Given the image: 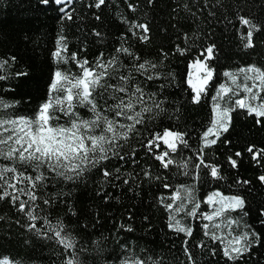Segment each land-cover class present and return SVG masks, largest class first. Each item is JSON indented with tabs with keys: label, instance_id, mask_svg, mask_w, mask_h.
Wrapping results in <instances>:
<instances>
[{
	"label": "trees",
	"instance_id": "16d2710c",
	"mask_svg": "<svg viewBox=\"0 0 264 264\" xmlns=\"http://www.w3.org/2000/svg\"><path fill=\"white\" fill-rule=\"evenodd\" d=\"M129 3L136 6L134 12L128 8ZM93 4L94 0H65L60 5L55 0H48L47 4L42 0H0V60L9 61L0 72L7 77L0 80V96L19 102L15 114L31 116L46 98L56 67L52 52L61 30L69 50L89 60L101 52L112 55L121 45L122 35L126 41L123 46L131 47L141 60L160 61L163 50L168 53L163 69L174 73L175 80L162 93L167 97L165 111L146 125L137 126L139 137L134 136L121 150L127 154L124 160L112 159L86 173L75 184L58 183L54 189H48L67 193L49 210L51 217L62 218L76 236L78 250L83 248L80 252L83 264H119L122 256L145 254L162 259V264H191L183 250L186 237L168 227L169 214L160 197L167 198L173 189H165L164 183L173 188L180 184L192 186L196 200L201 202L214 191L225 196L239 195L245 200L243 208L228 214L237 223L218 234L254 231L258 240L235 264H264V183L258 179L264 175V157L253 160L252 153L247 151L249 147L254 151L264 149V124L258 125L246 110L236 109L231 113L229 130L220 135L215 145L204 148L201 139L210 126L212 97L217 86L227 80L222 73L253 63L264 66V30L255 34L254 48H245L241 37L247 29L238 19L245 16L264 26V0H153L151 5L148 0H127V3L107 0L100 9L90 7ZM61 8L71 11L73 19L62 20ZM97 15L99 20L95 18ZM125 18L147 23L149 40L141 42L132 35L123 22ZM95 32L101 35L98 37ZM185 33L192 38L188 43L193 46L190 52L180 55L175 49L177 45L187 46ZM211 44L215 45V56L209 63L216 75L201 103L193 104L192 90L186 83L189 61ZM120 59L125 64L130 62L123 54ZM69 67L76 70L74 65ZM22 72L27 75H16ZM161 82L146 83L149 90L159 91ZM82 114L87 115L84 110ZM164 128L187 132L190 147L180 155L195 164L196 152L203 149L206 163L215 164L222 178L211 177L210 169L204 167L190 168L189 176L178 174L175 165L164 169L142 146L152 138V133ZM164 147L161 144L160 150ZM133 148L135 163L131 156ZM237 152L241 156H235ZM230 156L237 161L236 167L231 165ZM104 167L113 172L119 168L121 179L105 178ZM145 171L150 177L144 176ZM197 173L198 179L194 178ZM125 177L129 180L127 184L123 182ZM211 210L212 206L201 203V211ZM27 223L24 214L7 199L0 201V259L7 258L17 264H62L63 248L35 236L26 229ZM183 223L193 228V236L188 239L195 264H233L223 257L219 241L213 243L204 235L202 224L208 221L183 216ZM201 242L205 246L197 247Z\"/></svg>",
	"mask_w": 264,
	"mask_h": 264
},
{
	"label": "snow or ice",
	"instance_id": "6c2138e0",
	"mask_svg": "<svg viewBox=\"0 0 264 264\" xmlns=\"http://www.w3.org/2000/svg\"><path fill=\"white\" fill-rule=\"evenodd\" d=\"M64 2L65 0H55L58 5ZM42 3L47 4L48 0H42ZM106 3L107 0H94L90 7L100 9ZM148 3L151 5L153 0H148ZM127 6L133 12L136 10L134 4L129 3ZM184 7L187 9V5ZM60 10L64 13L62 20L73 19L71 11H65L64 8ZM95 18L100 19L98 15ZM238 19L247 29L241 37L244 47L254 48V36L264 30V26L245 16H238ZM123 22L128 31L141 42L149 40L150 27L147 23L126 18ZM95 35L99 37L101 33L95 32ZM184 39L187 46L177 45L175 49L180 55L190 52L193 46L188 43L192 38L187 33L184 34ZM121 41L112 55L105 56L101 52L94 60H89L69 50L67 38L61 30L52 52L56 67L48 93L36 111L31 116L15 114L14 110L19 102H10L0 96V201L7 199L17 211L24 214L28 221L25 225L28 231L38 238L54 241L63 248L62 264H83L80 256L83 248L78 250L76 236L62 218L56 217L53 220L49 211L67 193L50 192L48 189H54L58 183L75 184L86 173L112 159L124 160L127 154H122L121 150L134 136L139 137L140 130L137 126L146 125L165 111L167 97L162 96V93L175 80L174 73L163 69L164 60L168 58L167 52L161 50L160 61L141 60L131 47L123 46L126 42L123 35ZM214 50V44L208 45L189 61L186 83L192 90L193 104L201 103L216 75L209 63L214 59ZM121 54L130 58L128 64L120 59ZM11 60L15 61V57H11ZM8 64V60H0V72ZM69 65H74L76 70ZM222 75L227 80L217 86L212 97L214 103L210 126L201 136L204 148L215 145L220 135L229 130L231 113L236 109L246 110L258 125L264 124V66L253 63L235 71H224ZM6 78L0 74V80ZM155 81H162L158 86L159 91L149 90L146 82ZM10 109L13 111H9ZM82 110L87 115L82 114ZM187 135V132L164 128L161 132L152 133V138L142 146L154 155V159L164 169L175 165L178 174L189 176L192 174L190 168L204 167L210 169L211 177L222 178L215 164L206 163L203 149L196 152L198 162L195 164L191 163L190 158L180 155L183 149L190 147ZM161 144L165 146L164 150H160ZM247 151L252 153L253 160L264 157V149L254 151L253 147H249ZM135 155L136 149L133 148V163ZM235 156L239 157L241 153L237 152ZM229 160L233 167L237 166V161L231 156ZM114 172L107 167L102 169L105 178L120 180V169L116 168ZM127 175L131 176V173ZM198 175L197 173L194 178L198 179ZM144 176L150 177V173L145 171ZM258 179L264 183V175ZM123 182L127 184L128 178L125 177ZM163 186L165 189H173L167 198L160 197V203L169 214L168 227L186 237L183 250L191 264H195V260L188 238L193 236V228L190 224L183 223V216L208 221L202 224L204 235L213 243L219 241L223 257L233 264L248 253L252 244L258 240V234L254 231L236 235L229 231L226 236L218 234L221 229H232L237 223L228 214L243 208L245 200L241 196H225L214 191L201 202L196 200L195 190L190 185L180 184L173 188V185L164 183ZM201 203L212 206L211 212L201 211ZM181 214V219H177ZM204 246L203 242L197 245ZM212 251L215 254V250ZM0 264L17 262L4 258L0 259ZM119 264H162V259L154 258L151 254L122 256Z\"/></svg>",
	"mask_w": 264,
	"mask_h": 264
},
{
	"label": "rangeland",
	"instance_id": "374dc122",
	"mask_svg": "<svg viewBox=\"0 0 264 264\" xmlns=\"http://www.w3.org/2000/svg\"><path fill=\"white\" fill-rule=\"evenodd\" d=\"M223 235H225V236H226V235H227V233L223 232Z\"/></svg>",
	"mask_w": 264,
	"mask_h": 264
}]
</instances>
